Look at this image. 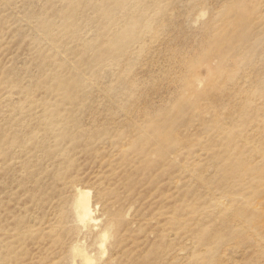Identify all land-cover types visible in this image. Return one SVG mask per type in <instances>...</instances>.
<instances>
[{"label":"rangeland","instance_id":"374dc122","mask_svg":"<svg viewBox=\"0 0 264 264\" xmlns=\"http://www.w3.org/2000/svg\"><path fill=\"white\" fill-rule=\"evenodd\" d=\"M78 245L264 264V0H0V264Z\"/></svg>","mask_w":264,"mask_h":264},{"label":"bare ground","instance_id":"6f19581e","mask_svg":"<svg viewBox=\"0 0 264 264\" xmlns=\"http://www.w3.org/2000/svg\"><path fill=\"white\" fill-rule=\"evenodd\" d=\"M87 193L88 192L85 193V191H83V192L81 191L79 193L80 195L78 196V198H76L77 199V203L75 202L76 203L75 205L77 206L78 216H79L80 220H82V221L84 219L86 220L87 217H90V215H89L90 214L89 213L90 212V209H89V199H88V194ZM102 237H104V236H102ZM103 239L104 238H102V240H101V244L103 243L102 242ZM80 246L78 245V246H76L74 248L75 249V254H73V255H78L77 258H79L77 261L75 260L76 264H93L92 258H90V256L88 257L85 254L83 247H81L82 248L81 249Z\"/></svg>","mask_w":264,"mask_h":264}]
</instances>
